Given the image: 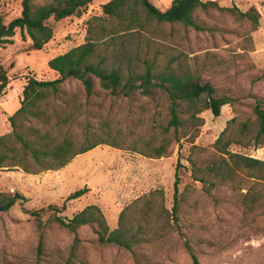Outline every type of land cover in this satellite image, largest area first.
<instances>
[{
	"label": "rangeland",
	"instance_id": "rangeland-1",
	"mask_svg": "<svg viewBox=\"0 0 264 264\" xmlns=\"http://www.w3.org/2000/svg\"><path fill=\"white\" fill-rule=\"evenodd\" d=\"M107 1L93 0L80 17L48 20L53 37L42 50L30 51V41L19 29L11 38L12 44L0 47V63L9 77L5 94L0 98V136L11 131L8 117L19 107L25 79L30 75L39 80L55 79L47 62L84 43L87 20L100 15V7ZM171 1L151 0L161 11L166 10ZM214 1L221 7L234 5L241 11L255 7L260 13L257 30L250 33L247 23L209 11L196 14L206 31L177 27L170 34L169 28L164 26L154 39L165 44L168 55H180L187 62L196 58L197 68H204L201 70L204 79L213 84L217 96L229 98L230 104L221 107L218 117L210 110L199 115L203 125L193 143L183 138L179 146H170L166 157L149 158L151 150L146 148L147 143L161 138V127L169 119L165 96L112 97L97 84L94 95L87 99L78 83H65L64 95L48 99L58 106L77 94L80 110L77 121L67 131L76 135L79 144L103 139L120 146L97 145L73 158L62 169L37 175L15 169L0 170V192H16L24 197V201L0 214V264H191L185 242L200 264H264V181L251 177L257 172L237 170L236 180L223 184L207 176L209 183L214 184L207 188L191 177L189 159L196 161V167L204 168L210 159L217 158L213 144L231 119H235L232 128L235 138L244 141L238 134L239 125L243 123L249 124L250 136H254L257 121L253 108L257 103L264 104L263 0ZM20 12L21 0H0L2 24L19 17ZM162 35H166L167 40ZM84 133L88 141H84ZM259 140L262 144L256 147L233 145L230 151L264 162V137ZM178 158L182 164L178 221L175 224L170 218L165 231L154 224L150 226L146 232L162 235L137 247L133 253L98 244L88 226L70 233L49 221L52 213L47 207H60L68 194L83 187L89 189L88 193L68 202L60 216L69 219L86 206L97 205L113 230L119 212L152 190L163 191L164 207L170 211ZM31 212L39 213L40 222ZM41 234L44 245L39 252Z\"/></svg>",
	"mask_w": 264,
	"mask_h": 264
},
{
	"label": "trees",
	"instance_id": "trees-1",
	"mask_svg": "<svg viewBox=\"0 0 264 264\" xmlns=\"http://www.w3.org/2000/svg\"><path fill=\"white\" fill-rule=\"evenodd\" d=\"M92 1L21 0L19 17L6 25L0 21V47L12 44L11 38L16 29H19L21 35L28 37L30 51L42 50L53 37L48 20L80 17ZM262 6L264 8V0ZM100 8V15L92 16L86 22L84 43L47 62V67L56 75L55 79L39 80L33 75L25 79L19 107L8 117L11 131L0 136V170L15 169L25 174L37 175L45 171L60 170L73 158L97 145L107 144L113 148L120 146L117 142L103 139L79 144L76 135L67 131L77 121L80 110L77 94L58 106L50 102L48 97L57 99L64 95L62 86L68 82L78 83L87 99L94 95L97 84L101 91L112 97H153L157 94L165 96L169 119L161 127V138L154 143H147L146 148L151 150L149 158L166 157L170 146H179L183 138L193 143L203 125V119L199 115L210 110L214 117H218L221 107L230 104L229 98L217 96L213 84L204 79L201 71L204 68H197L196 58L187 62L180 55H168L165 44L156 42L154 35L164 26L169 28L170 34L177 27L186 31H206L196 14L209 11L247 23L251 33L259 26L260 13L255 7L241 11L234 5L221 7L214 0H172L170 6L161 11L151 0H109ZM162 38L167 40L166 35H162ZM8 84V74L0 63V98L5 94ZM64 106L68 108L65 109ZM253 113L257 121L254 136H250L249 124L243 123L239 125L238 134L244 141L235 138V133L232 132L235 126L233 118L227 122L213 144L219 155L217 158L210 159L204 168L196 167V161L189 159L194 181L202 183L205 188L214 185L209 183L207 176L222 184L232 183L237 178L236 171L242 169L256 171L257 175L252 174L251 177L264 181L263 161L230 151L233 145L245 148L262 144L259 138L264 137V104H255ZM83 136L86 141L87 134L84 133ZM181 168L178 158L174 167L173 202L170 211L164 207L163 191L152 190L119 212L117 226L113 230H110L97 205H88L69 219L60 216L68 202L88 193L89 189L83 187L68 194L60 207L48 206L47 210L52 213L49 221L70 233H76L80 227L88 226L96 235L98 244L115 246L133 253L137 247L162 235L158 232H146L150 226L154 224L160 227L159 230L165 231L170 218L177 223L182 198L179 189ZM22 201L24 197L16 192H0V214L8 212L16 203ZM30 214L40 222L38 212ZM43 245L44 238L41 234L37 248L39 252ZM184 246L191 264H200L191 246L187 242Z\"/></svg>",
	"mask_w": 264,
	"mask_h": 264
}]
</instances>
